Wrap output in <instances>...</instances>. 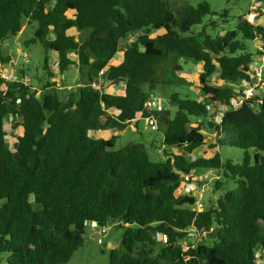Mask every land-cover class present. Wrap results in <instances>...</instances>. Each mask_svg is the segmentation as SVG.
I'll return each instance as SVG.
<instances>
[{
    "label": "trees",
    "instance_id": "trees-1",
    "mask_svg": "<svg viewBox=\"0 0 264 264\" xmlns=\"http://www.w3.org/2000/svg\"><path fill=\"white\" fill-rule=\"evenodd\" d=\"M51 2L0 0V67L11 62L5 45L26 22L37 25L30 43L58 58L56 71L45 58L48 80L40 89L0 77V260L8 254L7 264H69L84 246L86 222L96 221L124 229L109 264H264V95L233 105L264 55V26L246 15L234 30L214 34L218 13L208 2L176 12L170 0ZM247 42L260 44L253 52ZM170 60L167 85H192L180 75H191L182 61L201 64V98L173 93L171 109L148 113L149 92L164 83L159 67ZM73 68L82 80L78 93L56 81ZM101 71L102 91L93 85ZM143 112L163 128L159 161L143 143L117 150L119 137L91 134L125 130ZM10 121L20 128L12 131L15 151ZM204 128L216 133L210 148L243 150L242 163L220 153L189 159L207 146ZM201 171L216 172L214 189L223 192L199 210L195 195L175 192ZM230 181L236 189L226 188ZM212 229L213 245L183 247L190 232Z\"/></svg>",
    "mask_w": 264,
    "mask_h": 264
},
{
    "label": "rangeland",
    "instance_id": "rangeland-1",
    "mask_svg": "<svg viewBox=\"0 0 264 264\" xmlns=\"http://www.w3.org/2000/svg\"><path fill=\"white\" fill-rule=\"evenodd\" d=\"M52 4H54L55 0H51ZM256 1H260L262 4L260 5L258 12L253 13V7L257 3ZM171 6L173 10L176 12L179 7L184 4H190L193 6H197L199 3L208 2L212 5L214 11L218 13V15L214 16V19L217 21V29L214 34L219 31H229L234 30L236 25L239 22V19L243 16H248L249 20L252 23H256L264 26V0H170ZM228 11V18L222 17L223 13ZM252 15V16H251ZM207 20L210 17L206 18ZM225 20L227 22H225ZM37 28L36 24L30 25L29 23H25L21 34L14 39H11L6 45L5 49L8 55L12 57L11 62L8 65L0 67V77L4 78L5 75H13L15 80L22 81L24 79H28L27 82H24L33 87V88H41L42 81L46 82L48 80V73L44 71V61L45 58L48 57L50 59L51 70L56 71L58 67V58L55 54L49 53L46 54L44 48L38 44H31L30 41L34 38V32ZM75 32H73L74 34ZM163 33L162 31L154 33L152 36L156 37L158 34ZM51 38H54L51 36ZM136 38L130 41H124L122 43V47H128L131 41H134ZM260 43L256 42H247L249 48L255 52L258 45ZM256 61L258 58H255ZM183 64V72L185 74H191L189 76H185L184 74H180L183 78H185L188 82L193 83L192 85H188L189 83L182 84L177 80H173L174 82L171 84H166L169 80V76L173 70V61L170 60L168 62H164L159 67V75L161 81L164 83H160L157 86V89L153 92H149L150 98H161L162 100L168 101L170 94L178 93L183 96H190L194 99L201 98V90H200V74L203 71L201 64L197 62H184ZM171 77V76H170ZM64 77L59 76L56 81L61 83L64 89V80H66L69 84L68 89L78 93V90L81 87L82 80H80L79 71L73 68L71 71H68ZM97 80V89L102 91L105 89L107 85V81L104 76H100ZM213 84H218V79L212 80ZM148 87L146 86V89ZM64 95V94H62ZM171 109V107H170ZM227 109L226 106H223L220 111L217 112V117H222L224 111ZM108 115H113V110L107 112ZM15 125V121H10L8 123L7 132H8V142L10 143L12 149L15 151L17 140L12 136V131H14V135H18L20 133V128H14L12 124ZM163 128L159 130V128H155L153 126H148L145 123V120L142 118H136L133 120L125 130H106L100 132H92V136L96 139H111L114 136L119 137L116 144V149H122L130 142H140L143 143L149 151L150 158L153 161H159L160 155L158 154V150L161 146V135ZM203 133L207 139V146L195 151L192 155H187V157L191 160L198 159L204 156L213 157L216 153H220L224 160H232L234 164H241L244 158V151L236 148L222 147V148H210V144L215 143L216 133L214 130L203 129ZM154 144V148L152 145ZM179 150L178 153H180ZM206 174H211V171H201L198 174L192 176H186L185 182L183 186L175 192V195L178 197L184 193H192L197 197L198 207L199 204L207 205L211 200H217L219 195L222 194L223 191H215L214 183L219 178L216 172H213L210 176L209 180H206L204 176ZM189 184V185H187ZM227 189H236L237 185L230 181L226 187ZM215 229H212L210 232H205L197 235L195 239L198 243H203L204 241L207 244H212L215 241ZM124 236V229L121 228V225L118 223L110 225L109 232L104 239V243L100 244L98 242L97 237L90 231H87L85 236L84 246L81 247L72 257L69 264H109L110 263V253L113 249L117 248L120 244L121 239ZM159 240H165L162 236H158ZM9 256L5 254L3 258L0 260V264H7L6 258Z\"/></svg>",
    "mask_w": 264,
    "mask_h": 264
},
{
    "label": "built area",
    "instance_id": "built-area-1",
    "mask_svg": "<svg viewBox=\"0 0 264 264\" xmlns=\"http://www.w3.org/2000/svg\"><path fill=\"white\" fill-rule=\"evenodd\" d=\"M256 2L257 3L253 7V11H252L253 13L258 12V9L260 5L262 4L260 1H256ZM258 58H261V59H258L256 61L253 72L251 73V76H250V80L249 81L244 80L242 82V85H241L242 96L240 97L238 101L233 103V105H235L236 107H239L240 105H242L245 101L249 99H257L258 97L264 95V55ZM104 74H105V71L100 72V76H104ZM4 79L6 81H13L14 77L13 75H5ZM27 80L28 79H25L26 82ZM93 85L97 88V80L93 82ZM144 108H145V111L152 114L155 112L161 113L170 107H169L168 101H165V100H162L161 98L156 97V98H150L145 103ZM138 118L144 119L145 123L148 126H153L157 129L159 127L158 120L156 119L154 115L144 117V112H143L139 114ZM159 153L162 154L163 150L162 149L159 150ZM211 174H213V171H211ZM211 174H206L204 178L206 180H209L210 178H212V176H210ZM186 194H190V193H186ZM197 208L201 210L204 208V205L199 204V207H198V203H197ZM109 227L110 226H102L96 221L86 222V230L92 232L97 237L98 242L100 244L104 243V239L106 238L109 232ZM202 233H205V232H202ZM197 235L199 234L195 231L190 232L189 238L183 242V247L186 249L191 245L192 247H194L195 242H196L195 239L197 238Z\"/></svg>",
    "mask_w": 264,
    "mask_h": 264
}]
</instances>
